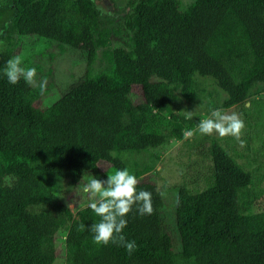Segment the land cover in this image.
<instances>
[{"label": "trees", "instance_id": "trees-1", "mask_svg": "<svg viewBox=\"0 0 264 264\" xmlns=\"http://www.w3.org/2000/svg\"><path fill=\"white\" fill-rule=\"evenodd\" d=\"M185 4L0 0V264H54L59 242L60 264H264V200L255 191L264 177V125L252 111L264 100V0ZM122 34L124 45H112ZM51 46L80 52L82 74L57 80L52 67L34 62L35 54L51 59ZM93 46L104 54L96 70ZM16 57L36 68L37 85L8 82L7 61ZM203 78L225 93L215 109H243L247 139L259 136L251 139L258 144L253 164L237 160L232 136L223 145L199 132L206 114L186 119L175 110L181 99L202 105ZM49 92L52 100L41 102ZM182 140L181 180L164 178L159 187L150 176L162 165L158 149ZM124 167L136 174L138 190L152 193V214L134 207L127 215L131 252L93 241L90 227L100 218L90 201L74 213L63 200L87 174L106 178ZM171 190L174 214L163 197ZM167 216L178 239L166 230Z\"/></svg>", "mask_w": 264, "mask_h": 264}, {"label": "rangeland", "instance_id": "rangeland-1", "mask_svg": "<svg viewBox=\"0 0 264 264\" xmlns=\"http://www.w3.org/2000/svg\"><path fill=\"white\" fill-rule=\"evenodd\" d=\"M116 8L117 9H121L125 6L127 0H113ZM183 3L188 4L190 0H182ZM185 4V5H186ZM109 5H111V3H109ZM123 34L122 36H113L112 38V45H116V44H123L127 41V39H122L123 38ZM20 45V43H19ZM43 46L40 45V48H42ZM94 47V46H93ZM18 47H16L15 49H17ZM39 48V46L37 47ZM94 49L97 52V57L96 60L93 64L94 69L96 70V67L102 65V61L104 63V54H103V50L97 47H94ZM48 52L49 51H53L55 53V55L51 58L48 59L49 54L46 53V55H39V54H35L33 56L34 62H39L42 64V66L46 69L47 67H52L53 70L56 72V78L57 80H60L63 78V80H69L70 79V73L74 72V75L79 76L80 74H82V65L79 64L78 60L83 59L80 54V52L72 50L71 48L67 49L64 53H59L57 50V47L55 46H51L49 48H47ZM17 52V51H15ZM83 62V61H82ZM36 80V79H35ZM62 80V81H63ZM44 81H47L46 79H44ZM201 86L205 88L204 92L201 94L200 97H202V105H198L196 103L193 102H187L181 99V101H178V103L176 104V111L178 113H188L189 111L192 114H206L203 119H207L210 117L211 112L213 109H215V102L219 101V103L221 102L222 98L225 96L224 92H220L219 89L214 86L215 84L213 83V81H211L208 78H203L201 79ZM33 85H37L36 81L33 82ZM218 94V95H217ZM203 95V96H202ZM261 93H255L254 98H257L258 96H260ZM180 97V96H179ZM264 97V96H263ZM42 98H44L41 102H45V101H50L52 100V96L51 93L49 92L48 94H46L45 96H43ZM41 98V99H42ZM181 98V97H180ZM132 100L134 103H140L142 101V96H141V90L138 86H134L133 87V91H132ZM208 104L205 105L204 103ZM250 104L249 102H246V105L248 106ZM262 105L259 104V108L260 106V112H258L259 110L257 109L258 107H256L254 104L252 105V111H253V115L256 116L259 113L260 116V120L257 121V123L259 124V126L264 125V100L261 103ZM209 107V108H208ZM210 109V111H209ZM243 109H239L238 106L235 107H231L228 109H225L223 111V113H226L228 115H231L233 113L239 115V117L243 120L242 115L240 114V112ZM247 128L246 126L242 129L241 132V136L240 139L235 138L234 136H232V141H235L234 144V148L238 153L237 160L241 163H244L246 165L252 163L253 159L251 158L252 156H256L254 154V151H252L255 147L258 146L257 143H254L253 140H251L252 138H255L256 140H258L259 136H255V137H251V139H247ZM187 137L190 139H193L192 134L189 135V133H186ZM213 135H216L218 137V134L213 133ZM231 137V135H227L222 137L219 141L221 142V144L225 145V143L227 141H229L228 139ZM188 149V142L185 140L182 141H171L165 148L163 149H158L159 154H160V160L162 162V165L164 164V166L161 168V166H157L158 169H160L157 173L153 172L154 175L150 174L151 178L153 179H157L158 180V185L159 187H161V185L163 184V180L164 178H167L168 182L170 184H176L181 180V173H179L180 171L178 169H176V163L175 161H178L179 163L184 162V160H186L187 157V153L186 150ZM231 151V149H230ZM235 153V152H234ZM256 159L258 160V157L256 156ZM259 159H260V164L258 167H262V173H264V156L259 155ZM148 161V159H146V162ZM255 162V161H254ZM253 164V163H252ZM145 176H148V174H146ZM87 177L89 178L88 174ZM88 179H85V182H83V185L87 182ZM167 182V183H168ZM260 182V183H259ZM259 182L256 181V183L259 184V187L255 189V191L260 194V198L263 201L264 200V177L262 180H260ZM83 185H81L79 188H74L68 186V188L66 189L67 191L64 192L63 195V200L67 203L69 209H71L74 213L76 212V210L78 209V207H80L81 205H83L84 203H87L89 201H91L92 199H94L89 193H85L83 192ZM170 192V191H169ZM175 194H173V191L171 190L170 194L166 193V195L162 193L163 197H164V201L169 204L167 211L171 212L172 207H173V214H174V206H173V199H175L176 197V191L174 192ZM175 195V196H174ZM171 197V198H170ZM175 203V202H174ZM169 215V214H168ZM172 218V217H171ZM165 225H166V230L170 233V235L174 238L177 237V232L176 229L174 227V224L171 222V219L169 216L166 217L165 219ZM164 223V220H163ZM174 227V228H173ZM173 231H175V234L173 233ZM57 259L55 260L54 264H60V260L62 258L63 255V244L61 242H59L57 244ZM62 264H64L62 262Z\"/></svg>", "mask_w": 264, "mask_h": 264}, {"label": "clouds", "instance_id": "clouds-1", "mask_svg": "<svg viewBox=\"0 0 264 264\" xmlns=\"http://www.w3.org/2000/svg\"><path fill=\"white\" fill-rule=\"evenodd\" d=\"M4 75L10 84L15 85L21 79L31 84L36 76V68L22 66L20 58L16 57L7 61ZM185 118L191 119L192 113L189 111ZM244 127L245 123L239 115H228L219 109H213L210 117L200 120L198 124L199 132L204 135L216 133L221 137L231 135L237 139H240ZM137 185L136 174L127 167L114 168L106 178L89 176L82 190L94 197L87 207L100 218L90 227L92 239L97 245L122 244L129 252L135 248V242L126 240L123 234L128 223L127 215L134 207L140 215L153 212L152 193L138 190Z\"/></svg>", "mask_w": 264, "mask_h": 264}]
</instances>
